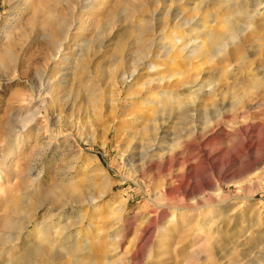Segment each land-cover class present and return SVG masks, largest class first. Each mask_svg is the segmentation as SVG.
Wrapping results in <instances>:
<instances>
[{
    "label": "rangeland",
    "instance_id": "1",
    "mask_svg": "<svg viewBox=\"0 0 264 264\" xmlns=\"http://www.w3.org/2000/svg\"><path fill=\"white\" fill-rule=\"evenodd\" d=\"M255 1L0 0V237L16 240L0 263L264 264ZM241 8L251 25L213 61L166 54L196 27L223 37Z\"/></svg>",
    "mask_w": 264,
    "mask_h": 264
},
{
    "label": "bare ground",
    "instance_id": "2",
    "mask_svg": "<svg viewBox=\"0 0 264 264\" xmlns=\"http://www.w3.org/2000/svg\"><path fill=\"white\" fill-rule=\"evenodd\" d=\"M230 2H232V1H230ZM263 2H264V0H256L255 3H254V5L260 6V5H262ZM90 5H92V3L90 4V2H89V4L87 5L86 8H88V6H90ZM240 10H241V12L238 15L243 17V19H244V20H242L243 22L236 21L237 18H236V20H234V18H233L232 15L222 16V20H221V23L219 25H221V27L224 30V36L223 37L215 36V34H213V32H211V30L209 28H207V27H204L203 33H201L199 31V28L196 27V28H194L192 30H189V33L188 34H190V35L192 34V36L189 37V38H187V40H185L183 37H180L179 35L174 34L175 33L174 30H171V33H173L174 35H173V37H167L168 46H166V47L163 46V48H165V51L167 52L166 54L172 55L171 58L177 57L179 60H184V61L185 60L186 61H189V60L192 61L194 59H196V60L197 59H205V60L207 59L206 60L207 62H208V60H212L213 61V59L217 58L220 53H222V52H224L226 50V47H228V45L231 42L234 43V41L237 40V37H238L239 33L243 29L247 28L248 27L247 25H251L250 22L253 20V18H254L253 15L256 13L255 12L256 10H247V8H243V9L241 8ZM239 18L240 17H238V19ZM79 23H80V21H79ZM237 23H239V24H237ZM175 28H177V27L175 26ZM186 33H187V31H186ZM160 47H162V46H160ZM59 48H61V45L58 46V49ZM206 56L208 58H206ZM51 58L52 59H55V60L56 59L60 60L61 59L60 51L59 50L56 51V53H54L51 56ZM63 60H64V58H63ZM150 66H151V68H153L152 64ZM187 67H189V66H187ZM135 72H136V69H134L131 72V76L130 77H133V75L135 74ZM185 73H186V71H184V70L182 72H179L178 71L176 73V75L177 76H184ZM172 77L171 76H167V77H164V78H160L158 81L161 82V83H163L164 81H170V79ZM135 85H136V83H135ZM170 93H172V92H170V91L165 92L160 97H167L168 96L167 94H170ZM152 95H154V94H152ZM147 99H148L147 100V102H148L152 98L151 97H148ZM174 104L172 103V106H171V104H169L168 106L165 105V106L161 107V112H170V110H172ZM179 106L181 107L182 105H179ZM181 108H183V107H181ZM162 114H165V113H162ZM163 116H165V115H163ZM32 121H33V119H32ZM30 127L31 126H29V125L22 126L20 128V133H23V131L29 130ZM144 132L145 133H142L141 136H140V144H141L142 149H144L146 151L145 154H144V155H146L147 152H148V150L152 148V143L154 142V139L151 138L148 135V132H146V131H144ZM21 136H23V135H21ZM30 136H31V134L28 133L27 136L24 137L23 139L21 138L20 141L17 142V144L18 143H24L25 141L28 142ZM4 159H6V160H4ZM0 162H2V164H1L2 167L3 166L6 167L5 165L7 164L6 163L7 162V158L4 157V156H1L0 157ZM18 170H19V168H18V166H16V172H18ZM0 174L2 175L1 172H0ZM17 174L18 173H16L15 177L18 176ZM4 179L9 184L12 181V180L8 179V175L7 176L5 175V178ZM57 198H58L57 195L49 196V194H46V195H44L43 200L46 201V202H49L51 204V203H53V201L57 200ZM95 209H96L95 206L92 207V210H91L92 211L91 212L92 215L95 212ZM27 225L24 226V229H26V231L28 229L27 228ZM90 225L91 224H89L88 227ZM33 233H37L38 235L40 234L39 235L40 238H44L43 233H40L39 231H37V226H35V228L31 232L30 231H27L26 232V234H27L26 236H30ZM15 241L16 240H13L12 235H10V234H3L0 237V247H6V244H8V245L13 244V246L11 248H15V246H16L14 244ZM42 242H45V241H42ZM19 246L24 251H27V249L30 248L29 245H28V243L25 244V241L24 240L21 242V244ZM11 248H7L9 250L7 252H5V253L8 254L9 251H11ZM1 250H3V249H1ZM5 250L6 249H4L3 251H5ZM16 260L17 259H14L13 261L12 260L10 261V259H9V262L11 264H16V262H17ZM0 264H7V262L6 261H3Z\"/></svg>",
    "mask_w": 264,
    "mask_h": 264
}]
</instances>
